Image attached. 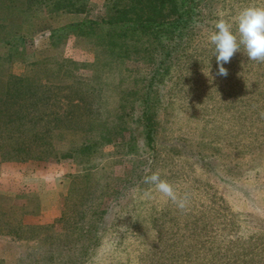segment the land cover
Instances as JSON below:
<instances>
[{
  "label": "rangeland",
  "instance_id": "374dc122",
  "mask_svg": "<svg viewBox=\"0 0 264 264\" xmlns=\"http://www.w3.org/2000/svg\"><path fill=\"white\" fill-rule=\"evenodd\" d=\"M223 1L227 20L250 4L264 6V0ZM103 3L85 0L52 15L49 25L96 19ZM46 14L45 6L35 13ZM4 15L11 29L31 39L30 28L19 25L20 9L0 6ZM208 34L173 81L151 169L188 194L187 208L178 210L144 183L109 226L87 232L88 218L78 220L79 211L86 208L88 216L107 208L123 186L128 158L108 148L87 171V161L0 155V205L20 226L0 234V264H264V63L249 60L241 48L224 64L228 75H218ZM63 43L55 53L40 37L27 49L29 56L60 59L63 68L42 77V84L90 79L93 55L84 38L71 34ZM138 69L145 76L148 65ZM257 98L260 110L252 104ZM199 153L211 155L209 167L195 161Z\"/></svg>",
  "mask_w": 264,
  "mask_h": 264
},
{
  "label": "trees",
  "instance_id": "16d2710c",
  "mask_svg": "<svg viewBox=\"0 0 264 264\" xmlns=\"http://www.w3.org/2000/svg\"><path fill=\"white\" fill-rule=\"evenodd\" d=\"M84 2L0 0L2 8L16 7L23 16L27 14L20 15L19 25H27L32 36L29 40L19 29H11L6 15L0 17V155L4 159L87 161V171L94 168L93 159L104 158L108 148L128 158L123 186L109 196L107 208L88 216L86 208L79 211L78 220L88 218L87 232H91L109 226L144 185L143 177L150 174L145 170L152 169L159 146L161 115L170 103L173 81L205 34L214 30L226 2L104 0L103 14L96 19L60 28L49 25L52 15ZM42 6L48 17L35 15ZM44 30L48 32L40 33ZM71 34L81 35L93 55L90 79L58 87L42 84V77L63 68L60 59L29 56L27 49L46 37L56 53ZM141 64L148 65L145 76L139 74ZM252 104L261 109L258 98ZM210 157L199 153L195 161L209 167ZM79 177L76 174L73 182ZM111 179L119 181L117 176ZM9 214L0 205V234L20 227L19 222L9 221Z\"/></svg>",
  "mask_w": 264,
  "mask_h": 264
},
{
  "label": "clouds",
  "instance_id": "9594fccd",
  "mask_svg": "<svg viewBox=\"0 0 264 264\" xmlns=\"http://www.w3.org/2000/svg\"><path fill=\"white\" fill-rule=\"evenodd\" d=\"M208 41L213 46V56L218 65L217 74L220 76L228 75L224 64L230 62L241 46L249 60L264 63V6L250 4L240 9L231 20L220 17L214 22V30L208 34ZM260 116L264 118V112ZM145 171L150 173L143 177L145 184L152 186L155 192L170 201L178 210L187 208V193L179 194L170 181L161 177L158 170ZM145 195L151 193L146 192Z\"/></svg>",
  "mask_w": 264,
  "mask_h": 264
}]
</instances>
